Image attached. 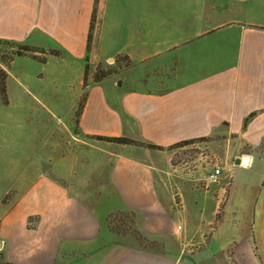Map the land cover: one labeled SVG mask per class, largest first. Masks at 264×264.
Wrapping results in <instances>:
<instances>
[{"label":"crops","instance_id":"1","mask_svg":"<svg viewBox=\"0 0 264 264\" xmlns=\"http://www.w3.org/2000/svg\"><path fill=\"white\" fill-rule=\"evenodd\" d=\"M0 42V264H264V0H0Z\"/></svg>","mask_w":264,"mask_h":264},{"label":"rangeland","instance_id":"2","mask_svg":"<svg viewBox=\"0 0 264 264\" xmlns=\"http://www.w3.org/2000/svg\"><path fill=\"white\" fill-rule=\"evenodd\" d=\"M21 52L24 53L25 51L20 45L0 42V63H8L13 56ZM100 71L109 74V71ZM223 142L221 137H214L182 143L170 149L172 164L174 169L179 172V182L187 184L190 181V175H196L201 178L196 180L197 186L213 185L208 182L207 178L218 168L222 170L225 178L228 174L227 164L220 161L218 156L220 154V146L224 145ZM222 150L224 151V149ZM231 160L230 158L229 165L233 164ZM228 179L232 181L231 175ZM175 186L181 187L179 184ZM111 227L114 229L116 225L112 224Z\"/></svg>","mask_w":264,"mask_h":264},{"label":"trees","instance_id":"3","mask_svg":"<svg viewBox=\"0 0 264 264\" xmlns=\"http://www.w3.org/2000/svg\"><path fill=\"white\" fill-rule=\"evenodd\" d=\"M90 39H91V36H90ZM23 50L27 53H30V52H37L39 50L35 49V48H32V47H29V46H22L20 45ZM45 52V51H43ZM50 54H54V55H59L60 52H57V51H49ZM24 53H18V55H23ZM38 59V58H36ZM44 60V59H42ZM87 75H88V70H87ZM87 75H86V80H85V85L87 86L88 85V82H87ZM108 75V73L104 72L102 73L100 70L97 71L96 75H95V82H100L102 79L106 78ZM0 84H1V94H2V97L4 99V101L7 100V90H6V74L0 69ZM81 113V109L78 113V116L79 114ZM110 141L112 142H117V143H120V144H130V145H139V146H143L142 143L138 142V141H135V140H132V139H127V138H122V139H111ZM152 149H160L158 147H155V146H151Z\"/></svg>","mask_w":264,"mask_h":264},{"label":"built area","instance_id":"4","mask_svg":"<svg viewBox=\"0 0 264 264\" xmlns=\"http://www.w3.org/2000/svg\"><path fill=\"white\" fill-rule=\"evenodd\" d=\"M222 176V170L220 168L216 169L215 172L211 173L209 177L207 178L208 182L210 184L218 183L220 178Z\"/></svg>","mask_w":264,"mask_h":264},{"label":"water","instance_id":"5","mask_svg":"<svg viewBox=\"0 0 264 264\" xmlns=\"http://www.w3.org/2000/svg\"><path fill=\"white\" fill-rule=\"evenodd\" d=\"M248 162V158H244V159H237L236 160V164L237 165H241V164H246Z\"/></svg>","mask_w":264,"mask_h":264},{"label":"bare ground","instance_id":"6","mask_svg":"<svg viewBox=\"0 0 264 264\" xmlns=\"http://www.w3.org/2000/svg\"><path fill=\"white\" fill-rule=\"evenodd\" d=\"M247 164H248V162L245 165H247Z\"/></svg>","mask_w":264,"mask_h":264}]
</instances>
